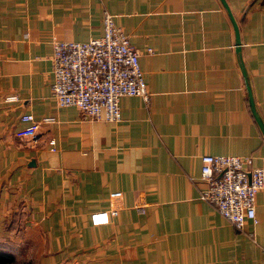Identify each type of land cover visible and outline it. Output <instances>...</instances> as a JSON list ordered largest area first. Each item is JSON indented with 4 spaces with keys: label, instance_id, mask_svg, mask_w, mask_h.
I'll list each match as a JSON object with an SVG mask.
<instances>
[{
    "label": "crops",
    "instance_id": "obj_1",
    "mask_svg": "<svg viewBox=\"0 0 264 264\" xmlns=\"http://www.w3.org/2000/svg\"><path fill=\"white\" fill-rule=\"evenodd\" d=\"M104 12L138 51L149 93L121 97L118 122L84 119L51 93L53 42L100 37ZM25 113L54 120L19 138ZM203 155L264 167V0H0L10 264H264V189L256 222L236 230L200 198ZM114 191L123 210L93 226Z\"/></svg>",
    "mask_w": 264,
    "mask_h": 264
},
{
    "label": "built area",
    "instance_id": "obj_2",
    "mask_svg": "<svg viewBox=\"0 0 264 264\" xmlns=\"http://www.w3.org/2000/svg\"><path fill=\"white\" fill-rule=\"evenodd\" d=\"M102 29L100 37L88 41L53 42L51 93L59 106L76 107L84 119L118 122L121 97L147 100L149 93L138 51L108 12L103 14ZM6 99L13 101L16 97ZM20 120L25 125L16 130V137L36 138L40 125L54 119L36 120L25 113ZM49 144L53 146L54 140L50 139ZM200 179L206 184L200 198L213 205L236 230H241L246 219L256 222L255 200L264 189V167H252L250 156L203 155ZM123 208L121 192H111L107 208L91 212L90 223L107 224Z\"/></svg>",
    "mask_w": 264,
    "mask_h": 264
},
{
    "label": "trees",
    "instance_id": "obj_3",
    "mask_svg": "<svg viewBox=\"0 0 264 264\" xmlns=\"http://www.w3.org/2000/svg\"><path fill=\"white\" fill-rule=\"evenodd\" d=\"M10 262H11L10 256L0 254V264H10Z\"/></svg>",
    "mask_w": 264,
    "mask_h": 264
}]
</instances>
